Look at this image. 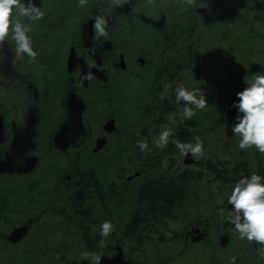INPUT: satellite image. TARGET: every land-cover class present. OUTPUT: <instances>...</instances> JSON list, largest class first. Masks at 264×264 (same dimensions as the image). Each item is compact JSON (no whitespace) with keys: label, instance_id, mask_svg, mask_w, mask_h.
I'll list each match as a JSON object with an SVG mask.
<instances>
[{"label":"flooded vegetation","instance_id":"flooded-vegetation-1","mask_svg":"<svg viewBox=\"0 0 264 264\" xmlns=\"http://www.w3.org/2000/svg\"><path fill=\"white\" fill-rule=\"evenodd\" d=\"M49 1L61 2L43 0L41 11ZM20 2L28 6L27 0ZM75 2L81 4L82 0ZM211 10L203 0H96L83 11L75 28L70 24L77 15L67 19L56 11L35 21L17 17L30 25L29 35L37 56L19 54L12 72L5 80L0 79V193L4 195H0V219L21 214L20 220L8 229L0 226V242H5L10 251L17 250L13 255L16 264H93L96 256L102 257L100 264H110L114 259L122 264L173 262L170 244L161 246L164 250L160 252L158 240L163 224L175 220V209L186 196L180 192L167 215L149 219L144 214L141 196L152 180L161 178L147 169L152 168L156 156H148L144 162L147 165L127 159L122 132L125 127L120 126L122 112L111 111L112 98L123 103L129 89L140 91L154 110L151 122L155 132L151 138L156 139L167 127L172 130L168 140L175 137L188 141L190 132L177 125L186 120L179 116L184 102H176V87L196 86H191V77L205 80L206 68L202 64L206 53L213 56L208 52L211 44L215 45V54L231 64L234 60L233 47L225 48L227 42L233 41L232 29H225L227 21L221 20V11L213 10V16ZM215 12L219 13L217 17ZM96 14L108 19L107 35L96 38L93 27L87 45L84 27ZM214 28L217 35L216 31L212 33L214 41L207 46L205 34ZM149 30L151 36H141L142 31ZM64 32L66 37L62 36ZM5 40L15 45L11 36ZM232 79L233 75L231 83ZM232 86L231 93L224 92L220 98L225 122L232 121L224 105L238 90L237 81ZM75 94L87 100L84 118L90 137L79 151L62 152L55 147L54 139L65 122L68 98L77 97ZM216 121L215 124L219 118ZM66 136V132L59 133V137ZM139 136L145 137L143 130ZM169 146L165 152L174 151V144ZM176 150L186 168L185 177H179L178 182H198L199 176L192 169L201 176L206 158L191 155V163L186 164L185 155ZM83 154L90 159L87 169L81 165ZM111 162L114 172L109 174L104 166ZM133 165L134 173L126 177V168L132 170ZM215 168L220 172L218 165ZM139 177L142 181L138 186L128 187L132 179ZM129 194L134 201L127 202ZM15 196L22 197L20 208L12 207ZM214 217L223 227L226 218L217 213L204 218L203 225L192 224L182 240L181 253L200 250L211 264H234L239 255L222 257L220 238L228 234L230 241L229 232H238L229 225L223 233H214L211 221L215 219H210ZM104 221L113 225L107 237L99 232ZM23 226L27 227L25 236L17 242L10 241L9 234ZM196 229L200 232L196 233ZM239 249L241 264L245 260L250 264V251L245 259Z\"/></svg>","mask_w":264,"mask_h":264},{"label":"rangeland","instance_id":"rangeland-1","mask_svg":"<svg viewBox=\"0 0 264 264\" xmlns=\"http://www.w3.org/2000/svg\"><path fill=\"white\" fill-rule=\"evenodd\" d=\"M60 1L61 2L58 1L55 4L50 3V1L47 2L42 10L43 16L40 19H43L53 11L66 16L65 18L69 17L67 19L77 15L74 18V22L70 24V27L75 28L83 17V11H87L88 7H92L96 0H82L81 4H77L75 0ZM203 1L212 8L211 14L213 16V10L217 12L221 11L223 13L221 20L227 21L225 29H232L233 34H231L233 35V41L227 42V47L225 48L229 50V46L233 47L234 60L231 64L229 62L230 60L227 58H221L219 54H215L212 51L215 45L211 43L214 41L213 37H215V34L212 33L216 30L214 28L212 31L206 32V45L209 46L211 44V49H209L208 52H212L213 56L210 57V55L206 53L204 57L206 62L202 64V68H206V78L201 82L200 79L191 77V86L192 84H196V86L191 88H202L206 92L208 105L203 110L195 109V114L192 118L185 119L186 122L183 124H177L187 129L191 134L188 141L182 139L179 141L193 143L192 141L199 138V140L203 142L204 147V152L200 156V159L206 158L207 162H214L217 160V164L218 162L219 164H222L224 161L229 162L230 164L227 165L228 170L236 173V176H234L236 178L234 182H236L243 174H238L239 172L234 169L235 165L244 163V168L248 171L249 175L253 172L264 174V153L258 152L254 146L246 149H241L239 147L240 137L238 134H233L231 130L234 122L222 121L223 117L220 109L223 107L220 98L224 92L227 94L231 93V87L235 86H232L234 82L237 81L238 86L246 85V81H250L255 75L259 74V72H264V4H261L260 0ZM53 4L55 7L51 6ZM217 12H215L216 17L219 15ZM250 21L252 22L251 24ZM142 32H144V34L141 36H151V33H149L151 30ZM66 34L67 33L64 32L62 36L66 37ZM12 35L10 27L8 36L12 37ZM50 37H46V40H49L48 38ZM60 40L61 39H58L57 41L59 42ZM232 75L235 77V79H232L233 83H231ZM127 93L128 99L123 103L116 102V97L112 98L113 104L111 110L114 113L122 112L120 126L121 128L125 127L122 132H124L126 138L125 142H127L125 145L127 149L125 154L126 156L128 155L127 159L135 161L136 164H142L148 156L154 153L156 160L150 165V167H152L150 170L147 168L148 173L149 171L153 172L154 177H162L165 176L164 174L171 177L170 173L182 174L186 168L173 142L178 139L174 137V139L168 140L165 147H157L155 141L159 136L156 139L151 138L152 133L155 132V126L151 122L153 121L151 117L154 116V110L149 107L150 103L145 100V97L140 91L129 89ZM218 118L219 121L215 124ZM142 130L145 137L139 136ZM141 140L147 142V147L144 150H141L138 143V141ZM170 144H174V151L165 152V149L170 148ZM80 161L83 167L86 169L89 168L90 159L87 157V154H83ZM112 163L113 162L109 164L105 163L104 166L109 174L114 172ZM205 165L207 170L203 169L204 172L201 176L197 171L192 169V172L199 176L198 182L186 184L181 181L180 190L183 192V197L186 196L185 201L175 209V220L165 222L162 227V232H160L162 237L158 240V250L162 252L164 249L161 248V246L170 244L171 251H169V253L173 258L171 264L213 263L211 259H207L204 256V253H200V250L198 252L192 251L190 254L181 253L184 251L182 240L187 236V229L192 224L199 222L198 224L203 225L205 221L204 218L212 217L214 213L222 216L223 219L226 218L225 207L227 203L225 200L231 189L227 191L223 186L222 180H227L230 177L222 169L218 172L212 163H210V165L205 163ZM134 167L135 165L132 166V170L126 168V177L134 173ZM215 173H217V177ZM144 176L145 175L142 177ZM142 177L134 178V180L132 179L131 182L128 183V187L134 188L138 186L142 181ZM110 178L112 179L113 177ZM180 179L181 178H179V181ZM234 184L235 183L231 185L233 186ZM0 191L2 192V189H0ZM0 195L4 196L1 193ZM20 201H22V197L15 196L11 201L12 207L20 208ZM132 201H134V199L132 195L129 194L127 202ZM4 206L6 207L7 204ZM131 207H134V205L127 207V211ZM20 218L21 214H12L11 219L7 220L6 217L0 219L2 230L8 229L11 225L17 223ZM210 219H215V217ZM211 222L213 223L212 231L214 233L217 231L223 233L221 221L215 219ZM47 224H49V220ZM229 233L231 238L228 244L221 250L222 257L228 259V255L231 253H233V255H239L234 264H241L240 258L242 255L237 252L240 248L239 252H243L245 259L246 254L250 251V264H264V255H261L260 251L254 252L253 250V245L257 243V241H249L247 238H242L239 233ZM6 245L5 242H0V264H16L15 260H13V255L17 250L10 251ZM216 246L219 247L218 240ZM259 250H264V245H261ZM188 256L191 257L188 258ZM247 261L248 260L243 261V264H248Z\"/></svg>","mask_w":264,"mask_h":264},{"label":"clouds","instance_id":"clouds-1","mask_svg":"<svg viewBox=\"0 0 264 264\" xmlns=\"http://www.w3.org/2000/svg\"><path fill=\"white\" fill-rule=\"evenodd\" d=\"M27 5L20 0H0V43L8 37L11 27L12 41L18 55L26 54L30 58H35L37 52L29 35L31 27L17 17L26 16L29 20L35 21L43 16V12L35 0H27ZM107 25L106 17L96 16L93 22L94 36L99 38L107 35ZM236 97L232 102V107L236 109V117L231 130L240 137L239 147L246 149L254 146L258 152L264 153V72H259L250 81H246V87L238 91ZM175 99L177 103L184 102L182 112L179 113L181 120L192 118L195 109L203 110L208 105L206 92L202 88H188L183 84L176 87ZM172 122L176 121L173 119ZM171 133V128H164L155 141L156 146L165 147ZM173 142L185 156L191 154L199 157L204 152L203 142L199 138L195 143H184L179 140ZM138 143L141 150L147 147L146 141L141 140ZM227 204L230 205L227 220L240 236L264 245V175L257 172L242 175L228 193ZM112 228L110 221H104L99 226L100 235L107 237ZM258 251L264 255V250ZM101 258L96 256L93 264H100Z\"/></svg>","mask_w":264,"mask_h":264},{"label":"water","instance_id":"water-1","mask_svg":"<svg viewBox=\"0 0 264 264\" xmlns=\"http://www.w3.org/2000/svg\"><path fill=\"white\" fill-rule=\"evenodd\" d=\"M42 2L43 0H35V3L39 8L42 6ZM96 16L97 14L84 27V39L87 45H89L92 37L93 22ZM17 57H18V53L16 51L15 45L8 42L7 40H4L2 43H0V79L1 80H5V77L9 74V72L10 71L12 72V67L15 64ZM244 87L246 86H241L238 91L242 90ZM71 95L69 96L68 101L65 105L66 119L65 122L63 123L61 130L59 131L60 134L66 132L67 136L59 137V133H58L56 139H54L55 147L62 152L79 151L87 144L88 139L90 137V127L88 126L84 118V111L87 107V100L85 97L81 95L75 94V96L77 97L74 96L71 97ZM236 98L237 97L235 94L225 105L226 114L231 118H233L234 120L236 117V109L232 107V102ZM82 134L84 135L82 136ZM185 157H186L185 162L190 163L191 162L190 154H188ZM229 208L230 205L227 206V213ZM229 225H231V227L235 229L234 226L228 222V220H226L225 223L223 224V228L226 229L227 226ZM26 231H27V227L25 226L15 229L9 234V240L12 242H17L21 240L25 236ZM199 231H200L199 229L195 230L196 233ZM228 239L229 238L227 235L222 236L220 238V245L226 246L228 243ZM110 264H122V263H120L118 259H114Z\"/></svg>","mask_w":264,"mask_h":264},{"label":"trees","instance_id":"trees-1","mask_svg":"<svg viewBox=\"0 0 264 264\" xmlns=\"http://www.w3.org/2000/svg\"><path fill=\"white\" fill-rule=\"evenodd\" d=\"M261 4H264V0H260ZM210 162V161H209ZM207 162L209 165L212 163L214 166H219L220 170L222 169L230 178L227 180H222L224 188L228 191L232 188L234 181L236 178V173L229 171L227 165L230 164L227 161L222 162V164H217V160L214 162ZM244 163L235 165V170L243 175H249L248 171L244 168ZM261 174V173H260ZM161 178H156L151 181V183L145 188L144 193L142 194L141 198L143 201L142 206L144 207V214L148 215V218H158L159 215H167L172 205L175 203L177 195L180 194V184L179 177H185V173L180 174L178 177L175 176L170 178L169 175L164 174ZM230 185V186H229ZM227 203V198L225 200ZM262 244L255 243L253 245L254 252H257L260 249Z\"/></svg>","mask_w":264,"mask_h":264},{"label":"bare ground","instance_id":"bare-ground-1","mask_svg":"<svg viewBox=\"0 0 264 264\" xmlns=\"http://www.w3.org/2000/svg\"><path fill=\"white\" fill-rule=\"evenodd\" d=\"M170 176H171L170 178H173L174 174L173 173H170Z\"/></svg>","mask_w":264,"mask_h":264}]
</instances>
